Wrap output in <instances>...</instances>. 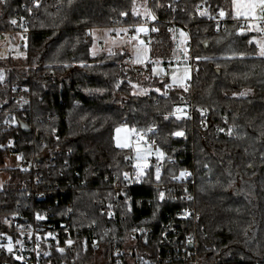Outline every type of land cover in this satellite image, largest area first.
<instances>
[{
	"label": "trees",
	"instance_id": "trees-1",
	"mask_svg": "<svg viewBox=\"0 0 264 264\" xmlns=\"http://www.w3.org/2000/svg\"><path fill=\"white\" fill-rule=\"evenodd\" d=\"M24 8L36 13L28 19L26 52L0 60V168L10 156L9 141L32 167L6 169L18 181L0 191V216L35 209L28 195L57 186L56 218L70 203L75 229L85 235L94 228L104 254L120 246L123 264L164 257L159 236L169 221L197 236L203 257L264 260V55L256 34L233 17L232 0H6L0 34ZM146 10L160 20L146 42V67L154 61L170 66L177 29L188 35V58L197 66L190 89L196 108L208 114L204 126L199 110L192 118L173 116L185 100L183 87L159 77L126 79L121 63L128 51L92 52L93 30L136 27ZM218 18L223 24L216 31ZM136 86L147 92L135 94ZM126 126L158 128L154 138L164 154L159 179L155 160L134 187L126 184L124 174L135 169L127 162L132 150L114 141L115 130ZM44 153L47 161L38 162ZM51 158L56 162L38 188L35 165L44 173ZM188 169L195 172L196 216L182 221L176 218L180 205L161 199L160 191ZM100 204L112 205L122 221L108 219ZM75 262L92 264V256Z\"/></svg>",
	"mask_w": 264,
	"mask_h": 264
},
{
	"label": "built area",
	"instance_id": "built-area-1",
	"mask_svg": "<svg viewBox=\"0 0 264 264\" xmlns=\"http://www.w3.org/2000/svg\"><path fill=\"white\" fill-rule=\"evenodd\" d=\"M35 5L39 4L41 0H31ZM263 15L262 23L264 24V7L261 6ZM36 15L35 11H29L26 8L14 20L15 24H10V30L0 34V40L10 39L12 43H17L20 54H25L26 45L28 43V19ZM160 20L151 13L150 16L141 18L136 27H116L112 33V37L120 40H134L139 39L144 42H150L152 34L157 32V23ZM223 20L218 18V25L216 31H219ZM144 29L138 31V29ZM117 32V33H116ZM99 46L104 47V43L100 42ZM14 55V54H13ZM121 66L125 68V78H147L152 77V70L146 66H139L135 64L133 56H126ZM131 69V70H130ZM130 70V71H129ZM172 68L168 65L163 66V74L169 77L172 74ZM197 71L196 64L190 60L191 77L187 78L183 85V103L186 105H178L174 108L173 116L176 118H192L195 110H199L202 114V125H205L207 119V112L204 109H197L193 103V93L190 89L193 82V75ZM187 89V90H185ZM167 93L170 88L166 89ZM180 109V111H177ZM131 132V143L129 149L132 150V157L128 160L131 165L140 161L137 159V149H140L141 154L145 157L148 153L153 156L151 161H155L154 156L160 152L159 145L154 138L158 128L153 127L151 130H139L138 128H129ZM41 146H45L42 142ZM10 156L19 157L22 169H30L32 164L27 162L24 157L16 151L14 141H9L6 144ZM49 156L45 153L38 158V162H43ZM47 161V160H46ZM182 161V160H181ZM55 159L51 158L47 163V168L42 171V167L35 165L38 174H41L40 179L35 181V184H41L44 179L45 171L55 164ZM162 160L158 162V167L161 169ZM207 168V167H206ZM190 175L181 176V174L173 178L169 187H162L160 193H163V198L167 201L178 203L180 210L176 214L179 220H191L195 215L191 206L195 205V190L196 179L193 170L183 171ZM78 176V174H77ZM110 177H106L109 181ZM114 180L116 178L114 177ZM126 184L134 187L137 182L135 180V171L128 175ZM57 186L53 189L40 187L34 189L28 195L27 200L36 204V208L26 206L25 212L20 214L0 216V264H76V258H83L87 254L92 256V264H123L124 250L115 245L114 248L104 254V250L98 246V235L90 229L87 234H83L80 230H76L72 221V205L68 203L66 209L68 213H64L61 219L56 218L54 207L59 205V197L54 195ZM53 190V191H52ZM65 196V192H61ZM97 203L96 205H98ZM103 212L108 216V219L114 223H120L122 217L118 215L112 205H101ZM20 207V206H18ZM42 217L37 219V216ZM185 223V222H183ZM179 223L163 222L161 224V234L159 236L160 245L165 249L164 257L160 256L154 264H244L245 259L240 258L235 262L224 263L218 260L207 258L205 259L200 252V245L196 235L191 234L186 230L185 224L180 226ZM186 230L182 233L181 229ZM135 233L139 236L144 233V230L137 227ZM71 241V244L66 243ZM11 245L12 251H8V246ZM59 249H63L61 252ZM47 253V254H46ZM62 255L72 256L70 260L61 258ZM19 257V259H18ZM104 258V259H103ZM102 259V261H101ZM237 261L239 263H237ZM252 264H264V261L257 260Z\"/></svg>",
	"mask_w": 264,
	"mask_h": 264
},
{
	"label": "rangeland",
	"instance_id": "rangeland-1",
	"mask_svg": "<svg viewBox=\"0 0 264 264\" xmlns=\"http://www.w3.org/2000/svg\"><path fill=\"white\" fill-rule=\"evenodd\" d=\"M147 10L144 11V16H148ZM124 26L126 25H117ZM117 33V32H116ZM183 33V35H182ZM92 38H93V45H92V52L93 53H99V52H107V53H113L116 50H122L128 51L133 56L135 60V64L139 66H145L148 63H150L151 60V50L148 43L141 41L139 39L134 40H120L118 38L112 37V30L111 29H97L92 31ZM174 42H175V49L173 51V58H172V64L170 65L172 68V74L169 77H165L163 74V64L162 63H155L152 65V77H159L170 80V87L176 88V87H183L185 79L191 77L190 72V59L188 58V35L183 29H177V32L174 35ZM103 42L104 47L101 48L99 46V43ZM259 46L261 44H264L262 42H258ZM261 50V47H260ZM14 54V55H13ZM9 56H14L15 58L23 57L24 54L19 53V48L17 43H12L10 39L6 40H0V60L4 61L9 58ZM4 69L0 68V82L4 79ZM173 77H176V80H173ZM177 85V86H172ZM147 91L139 86H136L134 88L135 94H143ZM119 129V131H117ZM115 130L114 138H115V146L120 149H128L131 143V132L129 127H120ZM139 130H143L138 128ZM146 130V129H145ZM144 131V130H143ZM127 145V147H123L122 145ZM161 152V150H160ZM153 156L151 153H148L145 160H140L135 163V169L137 170V176L138 178H141L142 176H145L146 170L151 167V158ZM156 159H159V161H163V157L158 158V153L154 156ZM143 165L147 164L146 168H143L142 170L140 168H137V165ZM10 168H21L22 165L20 163L19 157L14 156H8V159L6 160L5 165L0 168V191L4 190L8 186L17 183L18 180L13 179L11 173L6 170ZM194 210V214L196 216V208L195 205L191 206ZM72 209V207H71ZM65 214L68 213L66 210L64 212ZM73 221V218H72ZM207 259V257H204Z\"/></svg>",
	"mask_w": 264,
	"mask_h": 264
},
{
	"label": "crops",
	"instance_id": "crops-1",
	"mask_svg": "<svg viewBox=\"0 0 264 264\" xmlns=\"http://www.w3.org/2000/svg\"><path fill=\"white\" fill-rule=\"evenodd\" d=\"M256 2L257 6L254 8V10L247 12V14L238 15L237 9H239L242 13L246 10L247 0H239L238 3H234V0H232V13L234 18L242 20L246 24L245 32L256 34L257 41L264 43V24L262 23L263 15L261 12V6L259 5V0H256Z\"/></svg>",
	"mask_w": 264,
	"mask_h": 264
},
{
	"label": "snow or ice",
	"instance_id": "snow-or-ice-1",
	"mask_svg": "<svg viewBox=\"0 0 264 264\" xmlns=\"http://www.w3.org/2000/svg\"><path fill=\"white\" fill-rule=\"evenodd\" d=\"M5 2H6V0H0V3H5ZM238 2H239V0H234V3H238ZM259 5L262 6V7H264V0H259ZM256 6H257L256 0H247V8H246V10L242 13V12H240L239 9H237V14L238 15L239 14H247V12H251L252 10H254V8ZM219 15H220L221 18H223L225 16V12L223 10H221L220 13H219ZM12 23L15 24L16 21L13 20ZM143 30L144 29H142V28L141 29H138V31H143ZM182 35H183V33H182ZM260 47H261V55H264V44H261ZM0 78H2V77H0ZM173 80L175 81L176 80V77H173ZM185 90H187V89H185ZM156 91H159V89H157ZM177 111H180V109H177ZM166 119H167V117H166ZM149 130H151V129H149ZM117 131H119V129ZM175 135H178L179 136V135H182V133L177 132V133H175ZM122 146L123 147H127L126 144L125 145H122ZM157 152H158V158L159 157H163L164 154L162 152H159V150H157ZM137 153H138V155H137V159L138 160H145L146 159V157L143 154H141L139 148L137 149ZM146 167H147V164H143V165H139L138 164L137 165V168H140L141 170L143 168H146ZM159 174H160V169H159V167H157L156 168V177H157V179H159ZM185 175H190V174H187L185 172H181V176H185ZM124 178L125 179H128V175L127 174H124ZM163 195H164L163 193H160V198L161 199H163ZM41 218L42 217H40L39 215L37 216V219H41ZM66 243L71 244L72 242L71 241H67ZM59 250L61 252L63 251V249H59ZM8 251L9 252L12 251L11 245L8 246ZM18 259H19V257H18Z\"/></svg>",
	"mask_w": 264,
	"mask_h": 264
},
{
	"label": "bare ground",
	"instance_id": "bare-ground-1",
	"mask_svg": "<svg viewBox=\"0 0 264 264\" xmlns=\"http://www.w3.org/2000/svg\"><path fill=\"white\" fill-rule=\"evenodd\" d=\"M130 159V158H129ZM128 159V160H129ZM128 160H127V162H128ZM129 163V162H128ZM132 167H135V164L134 165H132ZM133 171H135V179L137 178V170L136 169H133L131 172H133ZM131 172H129V173H127V175H130V173ZM125 179V178H124ZM262 261H264V260H262ZM222 262V261H221Z\"/></svg>",
	"mask_w": 264,
	"mask_h": 264
},
{
	"label": "water",
	"instance_id": "water-1",
	"mask_svg": "<svg viewBox=\"0 0 264 264\" xmlns=\"http://www.w3.org/2000/svg\"><path fill=\"white\" fill-rule=\"evenodd\" d=\"M26 126L23 125V128H25ZM25 131H29V129H25Z\"/></svg>",
	"mask_w": 264,
	"mask_h": 264
}]
</instances>
